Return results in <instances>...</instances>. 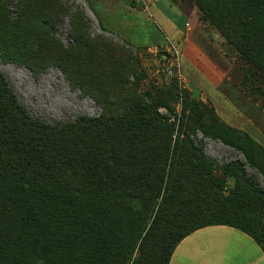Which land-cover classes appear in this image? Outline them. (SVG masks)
Wrapping results in <instances>:
<instances>
[{"label": "trees", "instance_id": "16d2710c", "mask_svg": "<svg viewBox=\"0 0 264 264\" xmlns=\"http://www.w3.org/2000/svg\"><path fill=\"white\" fill-rule=\"evenodd\" d=\"M9 1L0 0L5 14ZM196 1L264 74V0ZM17 10L18 20L0 25L6 55L34 70L75 72L105 98L79 54L80 32L74 49L52 37L60 0H20ZM157 109L146 93L111 114L53 126L27 112L0 69V264H130L136 249L131 264H169L186 236L210 225L237 228L264 251V190L244 179L225 194L193 141L173 145L174 126H162ZM216 135L255 167L252 139L245 148Z\"/></svg>", "mask_w": 264, "mask_h": 264}, {"label": "rangeland", "instance_id": "374dc122", "mask_svg": "<svg viewBox=\"0 0 264 264\" xmlns=\"http://www.w3.org/2000/svg\"><path fill=\"white\" fill-rule=\"evenodd\" d=\"M19 1H9L7 14L0 2V25L6 28L11 19H19ZM60 4L52 37L74 49L80 46V32L84 40L79 54L92 61L90 68L106 96L95 97L86 86L88 80L75 72L69 75L57 65L34 70L0 47V69L33 118L53 126L79 117L93 119L149 93L157 102L162 126H174L173 145L177 139L193 141L225 194L244 179L264 190V153L257 149L264 148V74L203 18L196 0ZM218 132L245 148L252 139L255 167ZM232 162L243 163V171L226 167ZM137 253L134 250L130 264Z\"/></svg>", "mask_w": 264, "mask_h": 264}, {"label": "crops", "instance_id": "0c3cea01", "mask_svg": "<svg viewBox=\"0 0 264 264\" xmlns=\"http://www.w3.org/2000/svg\"><path fill=\"white\" fill-rule=\"evenodd\" d=\"M191 40L190 36L187 42ZM169 264H264V251L250 235L237 228L210 225L186 236Z\"/></svg>", "mask_w": 264, "mask_h": 264}]
</instances>
